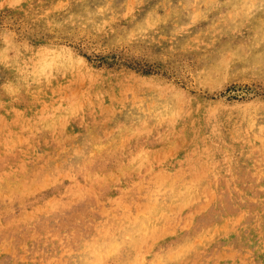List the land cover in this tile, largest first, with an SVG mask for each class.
Here are the masks:
<instances>
[{"label": "rangeland", "instance_id": "obj_1", "mask_svg": "<svg viewBox=\"0 0 264 264\" xmlns=\"http://www.w3.org/2000/svg\"><path fill=\"white\" fill-rule=\"evenodd\" d=\"M0 264H264V0H0Z\"/></svg>", "mask_w": 264, "mask_h": 264}, {"label": "bare ground", "instance_id": "obj_2", "mask_svg": "<svg viewBox=\"0 0 264 264\" xmlns=\"http://www.w3.org/2000/svg\"><path fill=\"white\" fill-rule=\"evenodd\" d=\"M40 57V56H39ZM19 86V85H18ZM87 111V110H86ZM144 112V111H143ZM83 138V137H82ZM166 184V183H165ZM163 186V185H162ZM151 189V188H150ZM191 200V199H190ZM203 203V202H202ZM67 204V203H66ZM38 212V211H37ZM231 226V225H230Z\"/></svg>", "mask_w": 264, "mask_h": 264}]
</instances>
